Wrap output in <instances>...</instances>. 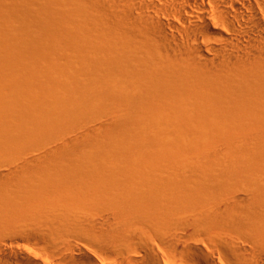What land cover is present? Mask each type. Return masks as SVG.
I'll return each instance as SVG.
<instances>
[{
  "label": "bare ground",
  "instance_id": "6f19581e",
  "mask_svg": "<svg viewBox=\"0 0 264 264\" xmlns=\"http://www.w3.org/2000/svg\"><path fill=\"white\" fill-rule=\"evenodd\" d=\"M0 264H264V0H0Z\"/></svg>",
  "mask_w": 264,
  "mask_h": 264
}]
</instances>
